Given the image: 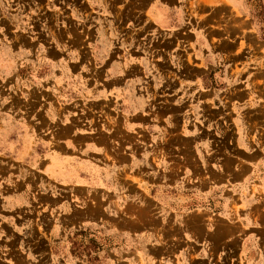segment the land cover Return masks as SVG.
<instances>
[{"label":"rangeland","instance_id":"obj_1","mask_svg":"<svg viewBox=\"0 0 264 264\" xmlns=\"http://www.w3.org/2000/svg\"><path fill=\"white\" fill-rule=\"evenodd\" d=\"M13 1L0 0V264H29L22 258L25 247L2 244L4 237L9 240L18 234L12 227L22 215L28 226L37 223L40 235L55 246V261L39 264H164L141 260L140 230L147 221L160 224L162 239L175 243L174 250L188 240L218 244L229 239L228 260L222 264H264V0H241V8L239 0H228L226 6L213 10L214 29L222 32H215L213 41L225 37L223 45L229 55L210 72L203 69L208 76L201 86L188 85L193 75H181V71H161L171 72L175 79H190L172 86L160 74L158 78L157 71H127V76L125 71H116V76H126L133 83L129 82L128 92L147 95L154 102L145 105L160 110L157 130L161 162L168 175L162 182L166 188L162 197L170 204L154 197L157 188L149 191L137 165L131 170L133 184L127 192L114 185L115 193L102 187V192L88 197L94 210H102L103 205L105 211L112 210L109 217L95 220L89 228L75 229L77 223H66L69 231L60 227L61 232L49 236L41 210L48 212L52 197L74 183L46 181L42 167L56 152L76 160L84 156L76 117L81 113L113 119L111 102L88 104L90 91L98 87L94 83L116 76L107 70L64 69L43 61L44 55L5 50L4 41L10 42L12 32H28L11 22ZM151 130L156 132V128ZM137 135L135 131L111 135V140L110 135L106 137L107 144L102 145L106 156L122 158L121 146L130 147ZM153 135L150 131L154 142ZM135 156L140 157L139 153ZM128 170L122 173L130 179ZM17 188L24 189L27 197L13 204L10 196ZM71 197L81 204L75 192ZM154 202L165 205L164 212L155 214ZM61 238L71 244H60ZM246 238L258 240L263 247L260 262L243 257L240 243ZM237 242L239 248L233 246ZM7 250L23 256L13 259ZM176 264L189 263L178 260Z\"/></svg>","mask_w":264,"mask_h":264},{"label":"crops","instance_id":"obj_2","mask_svg":"<svg viewBox=\"0 0 264 264\" xmlns=\"http://www.w3.org/2000/svg\"><path fill=\"white\" fill-rule=\"evenodd\" d=\"M42 1L40 4L33 0L12 2L11 22L14 27L27 29L28 32L17 30L12 32L10 42L4 41L5 50L44 55L43 61L47 60L48 63L56 66L59 64L64 69L107 70L115 76L116 71H125L126 76L129 73L127 71H153V74L157 71V77L160 74V78L166 80V85L169 86L175 83L181 85L190 79L181 80V77L175 79V75L171 72L161 71H181V75H193L188 85L201 86L208 76L203 69L208 68L210 72L216 65L224 64L229 55L223 45L225 37L218 38L216 42L213 41V34L216 32L221 35L222 32L214 29L212 23L213 10L216 6L217 8L226 6L228 0ZM239 1L237 5L241 8L242 1ZM153 74L149 77L151 78ZM126 76L98 81L94 83V86L98 87L90 91L92 98L88 105L102 101L111 102L112 120L109 116L100 118L97 115L94 117L81 115V113L76 117L79 125L77 134L84 139L83 146L80 148L84 156L76 160L63 157L56 152L42 167L48 177L45 178L46 181L52 179L63 183H74L71 184L72 186L61 188L58 196L52 197L54 203H51L48 212L47 208L41 210L40 216L44 218L43 226L44 229H48V236L53 231L65 229L66 223L71 225L77 223L75 229H80L92 227L95 220L104 221L106 216L111 215L112 210L105 211V205L102 210H94V205L88 203L89 198L92 199L91 196H94L97 191L102 192V187L110 188L112 193H115V187L120 192H127L133 184L134 170H131L137 165L141 166L139 175L142 176L141 181L148 182L146 186L149 191L157 188L158 193L154 197L159 202L166 201L162 197L166 189L162 182L165 177L168 178V175L164 174V164L161 162V142L158 135L160 130H157L161 127L159 125L160 110L153 109V104L151 107L145 105L149 101L154 102L147 95L128 92L127 86L133 83L127 80ZM136 119H140L141 122H135ZM153 128H156V132L151 130ZM135 131L141 135V139H138L137 135V141L130 147L127 143L121 146L118 154L122 158L115 156L114 158L117 159H110L106 156V147L102 146L107 144L106 137L110 135L107 139L111 140V135H126ZM150 131L154 135L157 134L155 137L153 135V138H156L154 142L151 141L152 135L149 136ZM138 153L139 158L135 156ZM127 169L131 172L130 179L122 173ZM153 182H156V185ZM72 192L80 196L79 206L72 201ZM80 193H84V198ZM11 194L10 202L13 204L27 197L24 189L17 188ZM165 207V205L152 203L155 214L164 212ZM111 208L115 211V206L110 205L109 209ZM24 219L26 220L22 215V219H17L12 227V230L18 234H14L9 240L4 237L2 244L22 245L27 249L26 255L18 254L14 252L15 250L12 253H8L7 250V255L12 256L13 259L23 256L22 258L29 264L55 261L52 258L55 246L40 235L37 223L34 222L35 225L28 226V222ZM70 229V226H67L65 230ZM140 232L141 260L147 263L158 260V262L163 261L164 264L169 262L176 264L179 260L187 261L189 264L201 262L208 264L212 260V264L214 261L216 264H222L223 261L228 260L229 239L218 244L203 243V240L199 242L188 240L184 241V248L174 250L175 243L165 242V237L164 240L162 239L160 224L154 226L147 221L141 224ZM59 240L62 245L71 244L69 240L62 238ZM257 241L246 238L242 244L240 243V247L242 245L245 252L243 257H247L248 261L258 259V262L261 261L263 247ZM233 246L239 248L238 242ZM68 253L72 259L70 250ZM219 257L222 259L219 260Z\"/></svg>","mask_w":264,"mask_h":264}]
</instances>
